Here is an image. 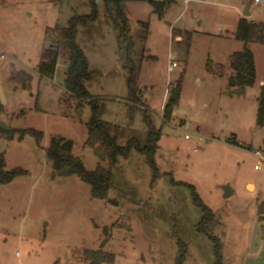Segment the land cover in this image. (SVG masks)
<instances>
[{"label": "rangeland", "instance_id": "rangeland-1", "mask_svg": "<svg viewBox=\"0 0 264 264\" xmlns=\"http://www.w3.org/2000/svg\"><path fill=\"white\" fill-rule=\"evenodd\" d=\"M95 2L97 19L77 24L76 44L91 73L86 89L98 100L102 120L117 127L120 145L136 141L144 148L152 133L160 135L154 156L160 175L146 155L133 149L112 167L107 200L93 198L91 187L77 175L53 176L46 148L57 136L74 142L73 154L87 170L110 167L87 145L92 106L65 89L70 52L60 29L75 16L91 15V0H0L5 56L0 87L6 99L0 122L44 133L40 143L30 135L23 140L0 135L7 169L27 171L0 186V264H90L89 251L100 249L115 255L114 263L102 264H176L183 245L184 264H216L218 242L223 264H264V243L262 250L251 252L256 223L264 239L259 221L264 162L253 154L264 149V128L256 123L264 87V11L248 17L258 26L246 45L237 38L239 10L252 0H194L176 22L184 0L163 13L148 2L129 1L123 5L125 36L105 1ZM177 35L182 41L173 39ZM245 46L254 53L257 80L254 87L238 90L229 86L235 73L230 59ZM170 48L178 63L170 81L177 84L182 78V85L172 119L165 122ZM56 54L54 75L42 77L44 57ZM248 183L255 184V192ZM224 186L233 191L229 197ZM191 187L214 221L201 224L205 214Z\"/></svg>", "mask_w": 264, "mask_h": 264}, {"label": "trees", "instance_id": "trees-1", "mask_svg": "<svg viewBox=\"0 0 264 264\" xmlns=\"http://www.w3.org/2000/svg\"><path fill=\"white\" fill-rule=\"evenodd\" d=\"M108 11L115 23L120 29L121 35L125 36L129 32L128 19L125 15L123 5L129 1L148 2L155 7L157 11L163 13L168 6L175 3V0H104ZM92 13L89 16H75L70 20V25L67 28L60 29L61 35L69 49V67L66 72L65 89L71 96L80 100H86L92 106V114L88 123V139L87 145L93 148L101 160L107 159L109 169H105L100 165L94 171H89L85 168L83 161L74 156V142L64 137H52L49 146L46 148V157L51 162L53 168V176H70L77 175L83 182L91 187V195L93 198L107 200L109 191L112 185V167L118 163L120 157L127 158L131 150L136 149L140 153L146 155L149 164L154 169L156 175H160L155 162V153L157 142L160 138L159 134L152 133L150 145L142 148L136 141H131L122 146L118 143L117 127L107 123L101 118V108L98 100L87 91L85 83L91 79L89 63L82 49L76 44L77 24L78 22L94 21L98 17V10L95 0H91ZM258 25L251 23L247 18H241L237 33V38L243 41L246 45L250 43L251 33ZM49 56V57H48ZM45 57V60L39 66V73L42 77H52L57 67L58 54ZM211 69V64H208ZM230 68L235 72L229 77V86L235 89L252 88L256 84L257 69L255 64L254 53L245 46L242 52L235 53L230 59ZM212 72V70H210ZM213 73V72H212ZM136 71H133L129 81V86L133 91L136 87ZM28 82L30 76L26 77ZM182 78L178 80L177 86L170 92V96L163 110V119L165 122H170L173 111L178 105L181 96ZM26 83H23V88L26 89ZM139 102V99L137 100ZM258 111L256 123L259 127L264 128V87L261 89L258 99ZM142 105V104H141ZM144 106V105H143ZM4 111V107L0 102V114ZM0 135L8 140H13L17 135L20 140L25 136L34 137L37 143L44 138V133L35 129L16 130L6 127L0 122ZM233 137V144L236 142ZM27 174V171L22 168L7 169L6 159L2 154L0 156V186L7 185L13 182L17 177ZM193 189V187H191ZM194 202L200 206L205 216L201 224L206 221H214V214L211 209L206 206L196 191L193 189ZM259 221L264 222V203L259 208ZM216 240V239H215ZM216 242H218L216 240ZM107 241L101 245L103 247ZM90 264L114 263L115 255L104 252L103 250H90ZM88 252V253H89ZM216 264H223L220 256L219 242L215 247ZM187 256V247L183 245L176 264H184Z\"/></svg>", "mask_w": 264, "mask_h": 264}, {"label": "built area", "instance_id": "built-area-1", "mask_svg": "<svg viewBox=\"0 0 264 264\" xmlns=\"http://www.w3.org/2000/svg\"><path fill=\"white\" fill-rule=\"evenodd\" d=\"M192 1H194V0H184V3L186 5V7ZM196 1H198V0H196ZM252 7L256 8V10L254 12L251 11V8ZM259 8H260V10H259ZM249 9H250V13H251L250 18L255 17V15H257L258 13H260L262 10L264 11V0H252L251 6H250ZM239 12L242 14L243 11L239 10ZM173 39H176L177 41H182V38L179 39L178 35L177 36H174ZM4 58H5V56H4L3 52L0 51V59H4ZM177 66H178V63H177V60H176V55L171 51V48H170V51H169V54H168V64H167V85H168V88L169 89H166L165 90V94H164V102L165 103H167V101H168V98L170 96V92L177 86L176 83H172L170 81L171 80L170 79L171 72ZM262 85H264V81L262 82ZM142 107H145V106H142ZM164 107L165 106L163 105V110H164ZM180 127L184 131H186V132H188L189 129H190L189 125L186 122H182L181 125H180ZM189 138L190 137L187 134L186 135V139H189ZM207 141H208V139H205V142H207ZM253 154H254V156L256 158L259 159V161L264 162V149L263 148H258L257 150H254L253 151Z\"/></svg>", "mask_w": 264, "mask_h": 264}, {"label": "water", "instance_id": "water-1", "mask_svg": "<svg viewBox=\"0 0 264 264\" xmlns=\"http://www.w3.org/2000/svg\"><path fill=\"white\" fill-rule=\"evenodd\" d=\"M250 6H251V3H247V5L245 6V8L242 12V16L244 18L250 17V15H251L250 9H249ZM238 93H244V90H241ZM0 101H1V104H4L6 101L4 94H3L2 87H0ZM223 188L225 190V197H229L230 195H232L233 191L230 189V187L224 186ZM261 244H262L261 230L259 228V224L256 223L255 229H254V234H253V240H252V244H251V252L252 253L258 252L260 250Z\"/></svg>", "mask_w": 264, "mask_h": 264}, {"label": "crops", "instance_id": "crops-1", "mask_svg": "<svg viewBox=\"0 0 264 264\" xmlns=\"http://www.w3.org/2000/svg\"><path fill=\"white\" fill-rule=\"evenodd\" d=\"M198 1H202V0H198ZM176 2H177V0H175V3H176ZM173 5H174V4H173ZM186 8H187V7H185V8L183 9V12H182V13H181V14H180V15H179V16H178L173 22H176V21L180 18V16L186 11ZM221 32H223V31H221ZM178 37H181V38L183 39V37H182L181 35H178ZM44 58H45V57H44ZM10 81H11V80H10ZM10 87H11V89H12V88H15L16 85H15L14 83H12V81H11ZM2 89H3V88H2ZM15 91H17V89H16V90L13 89V92H15ZM7 102H8V97H7ZM235 138H236V137H235ZM250 185H252V186L254 187V190H253V191H250L249 189H248V190H249L250 192H255V190H256V186H255V184H253V183H248V184H247V187L250 186ZM261 238H262V236H261ZM252 240H253V239H252ZM263 240H264V239H262V244H261V246H260V250H262V248H263V243H264ZM260 250H259V251H260ZM259 251H258V252H259Z\"/></svg>", "mask_w": 264, "mask_h": 264}]
</instances>
